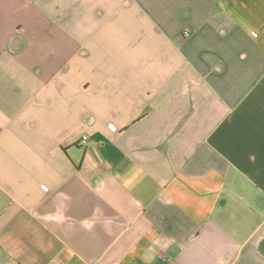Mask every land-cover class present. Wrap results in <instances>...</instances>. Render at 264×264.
<instances>
[{"label": "crops", "instance_id": "obj_1", "mask_svg": "<svg viewBox=\"0 0 264 264\" xmlns=\"http://www.w3.org/2000/svg\"><path fill=\"white\" fill-rule=\"evenodd\" d=\"M0 264H264V0H0Z\"/></svg>", "mask_w": 264, "mask_h": 264}, {"label": "built area", "instance_id": "obj_2", "mask_svg": "<svg viewBox=\"0 0 264 264\" xmlns=\"http://www.w3.org/2000/svg\"><path fill=\"white\" fill-rule=\"evenodd\" d=\"M186 35H187V34H185V36H186ZM109 126H110V128H111L112 130H115V126H114V125L110 124ZM41 190H42L43 192H47V191H48L45 187H41Z\"/></svg>", "mask_w": 264, "mask_h": 264}]
</instances>
